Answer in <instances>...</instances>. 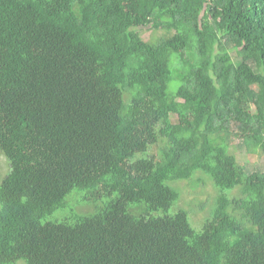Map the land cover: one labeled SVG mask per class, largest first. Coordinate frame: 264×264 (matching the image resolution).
Instances as JSON below:
<instances>
[{
  "label": "trees",
  "instance_id": "1",
  "mask_svg": "<svg viewBox=\"0 0 264 264\" xmlns=\"http://www.w3.org/2000/svg\"><path fill=\"white\" fill-rule=\"evenodd\" d=\"M236 139L264 154V0H0V264H264Z\"/></svg>",
  "mask_w": 264,
  "mask_h": 264
},
{
  "label": "rangeland",
  "instance_id": "2",
  "mask_svg": "<svg viewBox=\"0 0 264 264\" xmlns=\"http://www.w3.org/2000/svg\"><path fill=\"white\" fill-rule=\"evenodd\" d=\"M142 34L145 40L153 41H157L162 36L161 31L147 28L142 30ZM173 118L175 119L176 117ZM219 140L221 139L217 138V141ZM239 141V139H236L232 142L231 152L237 156L240 164L244 165L250 171L260 170L264 172V154L248 153L244 148L239 147ZM157 151L156 147L152 149L153 153H157ZM9 172V161L7 157L0 152V182L9 174ZM197 175L195 177H197ZM178 186L182 192L180 206L190 210L193 224L200 228L205 218L210 214V209L214 204L218 193L217 189L214 187L210 179H207L205 183H201L195 188L192 187L189 181L180 182ZM16 264L27 263L24 259H20Z\"/></svg>",
  "mask_w": 264,
  "mask_h": 264
}]
</instances>
